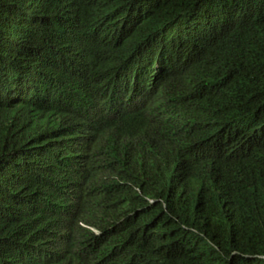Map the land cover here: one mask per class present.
I'll return each mask as SVG.
<instances>
[{"label":"trees","instance_id":"obj_1","mask_svg":"<svg viewBox=\"0 0 264 264\" xmlns=\"http://www.w3.org/2000/svg\"><path fill=\"white\" fill-rule=\"evenodd\" d=\"M0 264H264V0H0Z\"/></svg>","mask_w":264,"mask_h":264}]
</instances>
